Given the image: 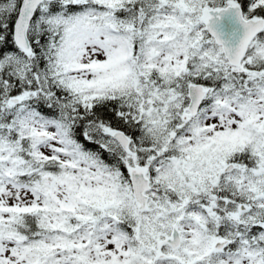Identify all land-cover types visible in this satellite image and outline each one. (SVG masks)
Returning <instances> with one entry per match:
<instances>
[{
	"label": "snow or ice",
	"instance_id": "obj_1",
	"mask_svg": "<svg viewBox=\"0 0 264 264\" xmlns=\"http://www.w3.org/2000/svg\"><path fill=\"white\" fill-rule=\"evenodd\" d=\"M0 264H264V0H0Z\"/></svg>",
	"mask_w": 264,
	"mask_h": 264
}]
</instances>
